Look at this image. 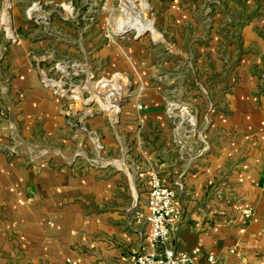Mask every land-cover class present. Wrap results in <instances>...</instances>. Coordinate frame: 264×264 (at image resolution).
I'll return each instance as SVG.
<instances>
[{"label": "crops", "instance_id": "crops-1", "mask_svg": "<svg viewBox=\"0 0 264 264\" xmlns=\"http://www.w3.org/2000/svg\"><path fill=\"white\" fill-rule=\"evenodd\" d=\"M259 2L264 9V0H152L160 29L177 43L166 48L179 55L167 63V83L182 82V94L193 96L206 141L196 145L199 154L190 146L180 149L167 106L142 104L133 113L132 175L112 169L106 158L91 167L88 156L76 155L60 99L26 69L15 81L27 136L20 155L8 152L9 139L0 137V264H132L134 254L156 253L147 219L126 213L134 193L143 210L154 175L167 186L185 184L175 201L181 212L172 237L177 251L197 252L200 264L209 257L215 264H264V38L254 21ZM147 51L136 62H150L159 79L161 67L146 58ZM15 61L26 64L19 54ZM246 211L252 212L249 220Z\"/></svg>", "mask_w": 264, "mask_h": 264}, {"label": "rangeland", "instance_id": "rangeland-1", "mask_svg": "<svg viewBox=\"0 0 264 264\" xmlns=\"http://www.w3.org/2000/svg\"><path fill=\"white\" fill-rule=\"evenodd\" d=\"M255 7L254 21L264 38V9L261 2ZM159 23L162 20L152 0H0V137L9 139L7 151L20 155L27 138L21 127L24 100L15 81L29 68L41 88L60 99L59 110L79 157L86 160L88 156L97 166L106 158L112 169L132 175L127 160L136 148L131 138L133 113L142 104L158 102L173 110L176 144L180 149L190 146L194 154L206 137L193 96L182 94V82L167 83L172 78L167 63L179 55L166 50L177 43ZM104 49L110 50L105 51L108 55ZM142 49L148 50V60L153 57L156 67L162 68L159 79L153 78L150 62L147 65L139 58L137 64L136 55ZM18 54L25 66L15 65ZM225 54L221 52V57L226 58ZM156 87L162 90L159 94L152 91ZM187 113L192 115L194 128L182 120ZM39 137L43 138L40 132L34 139ZM97 137L103 145H112L108 154L106 149L103 153L94 149L92 138ZM131 182L138 184L133 178ZM130 201L132 207L126 213L146 220L150 214L147 200L143 210L135 193Z\"/></svg>", "mask_w": 264, "mask_h": 264}, {"label": "built area", "instance_id": "built-area-1", "mask_svg": "<svg viewBox=\"0 0 264 264\" xmlns=\"http://www.w3.org/2000/svg\"><path fill=\"white\" fill-rule=\"evenodd\" d=\"M262 93L264 94V67L261 75ZM141 108V106L139 107ZM170 117H174L173 110L168 108ZM187 127L194 128L192 115L187 113L182 118ZM181 126L177 127L180 128ZM96 137V136H94ZM92 145L97 153H103L106 149L101 138H92ZM96 160L90 159V166L95 165ZM151 189L147 198V209L150 214L147 218L152 230L153 243L158 247L156 253H137L131 257L132 264H200L196 257L197 252L186 253L177 251L172 245V237L181 222V212L175 203L177 197L185 191V184L176 182L175 186H167L154 175L151 179ZM251 211L245 212V219L249 220ZM208 264H215L214 257L207 259Z\"/></svg>", "mask_w": 264, "mask_h": 264}, {"label": "water", "instance_id": "water-1", "mask_svg": "<svg viewBox=\"0 0 264 264\" xmlns=\"http://www.w3.org/2000/svg\"><path fill=\"white\" fill-rule=\"evenodd\" d=\"M117 103H120V102H117Z\"/></svg>", "mask_w": 264, "mask_h": 264}]
</instances>
